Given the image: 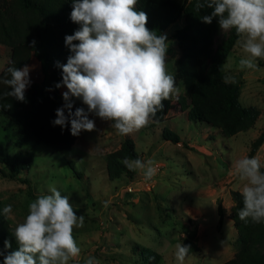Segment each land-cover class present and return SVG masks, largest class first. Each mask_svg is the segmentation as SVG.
Instances as JSON below:
<instances>
[{
	"label": "rangeland",
	"instance_id": "obj_1",
	"mask_svg": "<svg viewBox=\"0 0 264 264\" xmlns=\"http://www.w3.org/2000/svg\"><path fill=\"white\" fill-rule=\"evenodd\" d=\"M179 26L181 18L162 32L169 45L166 69L172 75L177 50L171 34ZM225 33L219 29L215 42ZM246 55L235 42L222 70L239 82L240 104L259 110L252 127L226 137L213 127L188 120L186 110L176 102L182 93L178 83V95L163 101L162 121L127 136L142 161H155L157 174L149 181L141 170H133L130 178L123 174L110 180L103 156L125 136L118 135L110 121L91 115L95 130L81 132L69 149L53 150L42 143L30 148L33 160L21 175L28 185L0 176L2 210L12 206V213L4 215L9 226L15 231L28 215L29 203L55 187L69 197L77 216L84 215L83 227L73 230L80 255L69 264H84L89 255L100 264H142L132 251L133 243L160 254L157 264H177L175 245L191 229H195L198 250L189 252L184 264H220L229 259L236 250V231L229 218L234 203L231 192L242 193L247 183L239 178L236 162L256 157L264 167V141L248 157L250 142L264 124V58H258L259 71H241L238 63ZM7 56L8 48L0 44V68ZM29 69L30 81L41 78L35 58L29 60ZM4 125L0 115V151L10 156L18 149L9 141L11 132L3 130ZM163 127L178 136L177 143L161 138ZM217 204L223 208L220 225Z\"/></svg>",
	"mask_w": 264,
	"mask_h": 264
},
{
	"label": "clouds",
	"instance_id": "obj_2",
	"mask_svg": "<svg viewBox=\"0 0 264 264\" xmlns=\"http://www.w3.org/2000/svg\"><path fill=\"white\" fill-rule=\"evenodd\" d=\"M138 0H72L70 20L79 25L72 35L64 38L70 55L62 69V80L55 88L62 93L63 106L55 113L53 126L62 130L70 124V134L95 130L93 115L111 122L118 135L128 136L150 123L163 101L178 95L176 78L166 69L167 36L149 30L147 14L138 11ZM196 10L213 9L202 22L211 24L218 18L222 32L235 30L236 41L247 53L238 63L241 71H259L258 58H264V0H198ZM35 42L33 41V44ZM7 60V58H6ZM2 67V66H1ZM29 67H9L10 79L0 80L11 90L7 96L25 102L30 86ZM224 83H236L226 75ZM75 100L84 107L73 111ZM129 170H141L146 180L158 172L155 161L148 159L122 161ZM241 180L247 181L242 190L243 207L237 213L243 222L264 224V172L256 157L236 162ZM29 203L28 215L16 226L14 236L18 250L4 255L3 264H69L80 255L73 236L74 228H82L84 215L77 216L68 196H62L55 187ZM12 206L3 208L9 216ZM4 241L5 249L11 248ZM177 264H184L190 246L175 245ZM84 264H100L89 255Z\"/></svg>",
	"mask_w": 264,
	"mask_h": 264
},
{
	"label": "trees",
	"instance_id": "obj_3",
	"mask_svg": "<svg viewBox=\"0 0 264 264\" xmlns=\"http://www.w3.org/2000/svg\"><path fill=\"white\" fill-rule=\"evenodd\" d=\"M197 2L138 0L136 8L147 14L146 27L158 35L181 18V26L171 34L177 50L173 75L176 84L182 86V93L176 101L178 107L186 110L188 120L213 127L220 135L230 137L252 127L259 110L252 105L240 104L239 82L224 83V60L239 39L235 30L226 31L215 42L214 37L220 29L218 18H213L211 24L203 23L202 17L211 15L213 9L205 7L197 11ZM71 11L72 0H0V44L8 48L7 60L0 68V80L11 78L7 72L9 67L22 69L28 65L30 58L38 62L42 74L39 80L31 81L25 93V102L7 96L6 93L11 89L0 83V115L6 123L2 129L10 130L9 141L18 149L10 156L0 151L2 177L28 185V180L21 175L30 168L33 160L31 147L42 143L53 150H67L77 139L70 134V124L63 130L52 124L56 110L64 103L61 88H55V84L62 80V69L56 65L57 62L60 65L67 63L71 53L65 46L64 38L79 28L70 20ZM77 107H84L87 111L81 101L75 100L73 111ZM163 113V110L158 111L153 121H162ZM160 136L173 143L179 140L166 127L161 129ZM263 141L264 124L250 142L248 157L253 155ZM125 158L140 159L132 139L127 136L122 138L115 150L103 156L108 179H119L123 174L128 178L132 176L134 171L122 162ZM261 171L264 172L263 166ZM231 196L234 203L229 218L236 231V250L233 256L220 264H264V224L241 221L237 213L243 207L242 193L232 191ZM222 209L217 204L219 225L223 216ZM14 232L3 214L0 201V252L4 255L18 250ZM195 239V229H191L180 243L190 246V252L197 251ZM6 240L12 245L10 249L4 247ZM132 251L142 264L159 262L160 254L140 244L133 243ZM4 255H0V264H3Z\"/></svg>",
	"mask_w": 264,
	"mask_h": 264
},
{
	"label": "crops",
	"instance_id": "obj_4",
	"mask_svg": "<svg viewBox=\"0 0 264 264\" xmlns=\"http://www.w3.org/2000/svg\"><path fill=\"white\" fill-rule=\"evenodd\" d=\"M30 59H32V58H30ZM5 61H6V60H5ZM5 61H4V62H5ZM4 62H3V63H4ZM2 65H3V64H2ZM27 66L29 67V62H28V65H27Z\"/></svg>",
	"mask_w": 264,
	"mask_h": 264
}]
</instances>
